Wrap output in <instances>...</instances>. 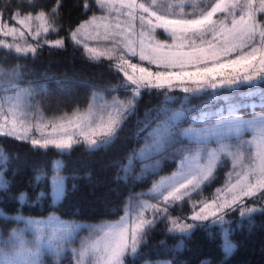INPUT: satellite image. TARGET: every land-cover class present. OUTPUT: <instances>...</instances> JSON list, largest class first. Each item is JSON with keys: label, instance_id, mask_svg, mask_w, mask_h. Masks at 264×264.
Segmentation results:
<instances>
[{"label": "snow or ice", "instance_id": "obj_1", "mask_svg": "<svg viewBox=\"0 0 264 264\" xmlns=\"http://www.w3.org/2000/svg\"><path fill=\"white\" fill-rule=\"evenodd\" d=\"M94 4L107 14L92 15L74 28L69 26L68 38L75 46H83L91 62L101 58L115 61L109 71L114 68L117 79L122 75L123 80L106 91L123 90L130 95L123 100L116 95L107 101L93 93L85 112L77 110L45 121L37 110L33 124L26 109L35 108L34 89L22 87L21 66L8 72L0 67V116L12 117L0 122V136L30 141L37 151L55 149L65 154L83 144L91 152L116 140L145 95L149 103L153 95L157 99L162 96L157 107L145 111L143 121L137 120L144 127L136 137L146 132L145 144L128 157L124 175L117 180L127 182L136 160L149 161L156 156L170 159L175 170L160 176L148 191L130 196L120 221L94 229L95 234L82 240L79 248L69 246L82 225L54 216L47 220L9 216L0 210V220L25 225L23 229L9 228L6 238L0 230V264H41L44 255L54 256L55 264H60L69 252L75 264H126L127 257H140L149 234L165 221L167 233L190 235L210 220V226L222 228L223 252L230 256L236 245L228 239L230 229L223 227L232 223L226 217L239 213L238 226H242L244 220L251 224L255 214L264 215V0H94ZM81 6L87 15L93 11V0H78L77 7ZM63 7V0H54L50 11L38 0H15L8 9L9 21L19 28L10 27L0 11V34L13 38L12 43L0 40L3 59H27L29 55L34 59L45 45L64 48L66 38L59 37L64 27L60 23ZM113 12L117 13L114 23L110 19ZM120 16L126 19L120 20ZM160 29L166 34L163 40L159 39ZM25 31L35 43L25 39ZM50 34L59 38L51 40ZM88 40L111 43L89 46ZM137 57L139 62H133ZM177 92L183 96L175 95ZM204 96L207 99L202 104L190 106L192 99ZM177 100L180 107L171 108ZM257 107L262 111L257 113ZM241 111L250 112V118L241 116ZM152 113L162 119L150 128ZM185 123L188 126L182 127ZM49 127L51 132L46 133ZM33 128L39 135H33ZM249 131L252 139L241 141ZM213 143L215 147H210ZM177 144L180 147L169 158L166 153ZM245 144L251 146L250 155ZM7 159L0 150V165ZM225 160H230L232 167L224 185L212 198L194 201L193 196L210 185ZM62 167V161H53L56 175L51 183L57 201L64 193L65 178L58 175ZM161 168L160 160L145 164L136 180L158 175ZM42 177L40 173L36 180ZM7 187L0 171V190ZM17 199L22 207L27 194L22 192ZM189 201L190 216L172 215L175 207L183 208ZM26 234L33 238L26 239Z\"/></svg>", "mask_w": 264, "mask_h": 264}, {"label": "trees", "instance_id": "obj_2", "mask_svg": "<svg viewBox=\"0 0 264 264\" xmlns=\"http://www.w3.org/2000/svg\"><path fill=\"white\" fill-rule=\"evenodd\" d=\"M12 3L10 0H0V11H3L6 19ZM38 3L48 11L54 6V0H38ZM63 3L60 23L64 27L59 37L66 38L64 48L45 45L34 59L29 55L27 59L10 57L4 60L0 53V67L5 72L16 65L21 66L22 82L34 89V102L48 117L85 108L94 89L117 85L123 78L120 75L117 79L114 68L109 71L112 62L104 58L91 62L71 42L68 38L69 26L74 28L87 19L91 11L84 15L82 6L77 7L78 0H63ZM51 37L59 38L56 34H51ZM160 99L163 97L157 99L153 95L149 103V97L145 95L136 111L126 120L116 140L91 152L83 144L65 154L55 149L37 151L30 142L0 136V147L8 158L4 170L8 187L0 190V210L9 216L21 214L32 217L55 212L63 218L92 223L118 219L124 212L127 199L134 193L148 189L152 183L151 175L141 180L128 178L127 182L117 180V176H123L122 168L128 157L141 146L146 136V132H143L137 139L136 132L144 127L143 124L138 125L137 120L143 121L145 111L157 107ZM205 100L203 97L194 98L190 106H199ZM152 116L150 128L157 120L155 113ZM58 157L63 162L61 172L65 176V188L61 200L53 204L49 176L52 174V162ZM174 166L175 163L168 161L160 173H168ZM40 173H43V177L37 181L36 176ZM22 192L27 194V201L21 207L17 198ZM2 222L4 220H0V225ZM6 223L7 227H2L5 235L15 225V222ZM229 235L236 249L230 256H225L222 233L217 226H198L190 235H180L167 233L166 225L160 223L149 234L147 246L142 248L140 257H127L126 264L161 259H169L172 264H199L203 260L212 264H264V215L255 214L251 224L247 220L242 226L235 224Z\"/></svg>", "mask_w": 264, "mask_h": 264}, {"label": "rangeland", "instance_id": "obj_3", "mask_svg": "<svg viewBox=\"0 0 264 264\" xmlns=\"http://www.w3.org/2000/svg\"><path fill=\"white\" fill-rule=\"evenodd\" d=\"M161 3H166V0H161ZM106 14L107 13H105L104 11H102L98 6H96L94 4V0H93V11L90 12V15L88 16V18L91 17L92 15L102 16V15H106ZM260 15L261 14L258 13V16H260ZM116 17H117V13H115V12L111 13L110 19H112L113 23L115 22V18ZM119 19L120 20H124V19H126V17L120 16ZM4 21L6 23H9V26L10 27H17V28L20 27L19 25L15 24L14 21H9V17H7V19L4 18ZM136 23L138 24V21ZM21 30L23 31V29H21ZM158 31L161 33L159 39L163 40L165 38L166 34L163 33V30L162 29H160ZM48 38L51 39V40L57 39V38H52L51 37V34L49 35ZM25 39L28 42L35 43L34 41H32V37L30 35H28L26 31H25ZM0 40H4L6 43H12L13 42V38L11 36L5 37V36H3V34H0ZM17 42L23 43L22 41H19V38H17ZM86 42L89 44V46H103L105 44H110L111 43L110 41H107L106 42V41H93V40H88ZM168 42L171 43V40L169 39ZM77 47H79L84 52V49H83V46L82 45L81 46H77ZM104 59H106V58H104ZM110 62H112V64L115 63V61H110ZM133 62H139L138 57L135 58L133 60ZM144 63L146 64V62H144ZM152 67L154 68L155 66H152ZM6 72H8V71L6 70ZM122 80H123V78H122ZM115 86L116 85H113V86H110V87H107V88H103L101 90L94 89L92 91V94H91L90 101H89L88 105L85 108L76 109L75 111L79 110L80 112H85L88 109L89 104L92 102L93 93L99 94L100 96L104 97V99L107 100V101H111L112 98H113V96H116V95H119V98L122 99V100L123 99H126L127 96L130 95V94H126L123 90L119 91L118 93L116 91H106V89H111V88H114ZM22 87H29V85L27 83L22 82ZM241 90L244 91V90H246V88H242ZM225 94H227V93L225 92ZM175 95H177V96H183V93L177 92V93H175ZM203 98L207 99V96H204ZM32 104L35 105V108H28V109H26V112H27V118L29 120H31V122L33 124L36 123V111L37 110H39V113L42 114V116H43V118H44L45 121L54 120L56 118H59V117H62V116L65 115V114H60V115H57V116L48 117V116H45L41 112V110L38 107V105L36 104V102H34V99L32 100ZM173 106H175V107H173ZM170 107L173 108V109L179 108L180 107L179 100H177L172 105H170ZM257 108L258 109H255V111L257 113H259V112L262 111L261 108H259V107H257ZM5 112H7V109H5ZM72 113H68L67 115L70 116ZM239 114L241 116H243L245 119L250 118V112L241 111ZM5 119H8L9 121H11L12 117L11 116H0V122H3V120H5ZM157 119H162V117L157 118ZM156 122H157V120L152 125V127H155ZM25 126H28V125L26 124ZM187 126L188 125L186 123L182 125V127H187ZM32 131H33V135H39L38 133L35 132V129L34 128L32 129ZM45 132L46 133L51 132V127L45 129ZM252 136H253V133L249 131V132H246L245 134H243L240 139H241V141L246 142V141L251 140L252 139ZM28 142H30V141H28ZM30 144H31V142H30ZM144 144H145V138H144L141 146L137 150H135V151H139L144 146ZM209 146L210 147H215V144L213 143V144H210ZM179 147H180L179 144L173 145V148L170 149L166 153V155L169 158H171L173 151L176 148H179ZM245 147L249 149V153L248 154L250 155V153H251V146L245 144ZM0 150H3V148L0 147ZM3 152H4V150H3ZM4 154H5V152H4ZM5 156H6V154H5ZM176 159L178 160L179 157H176ZM55 160L62 161L60 157L54 159L53 161H55ZM158 160L162 161V168H163V165L166 164V162L171 161L170 159L165 160L161 156H156L154 159L149 160V161L136 160L134 162V165H133L132 173H131V175L128 178H130L132 181L133 180H136V177L141 174V172H142L145 164H155L156 161H158ZM127 163H128V160L125 163V165H127ZM175 167H176V165L168 173H160L159 172L158 175H155V176L151 175V176H153L152 183L154 181L158 180L160 178V176L170 175L175 170ZM231 167H232L231 161L230 160H225V162L223 164H221V166L217 169V171L215 173V176H214V180L210 183L209 186H207V187H205L203 189L202 193L194 195L193 196V200L194 201H199V200L204 199V198H209V199L212 198L213 195L216 192V189L217 188H220V187H222L224 185V182H225V179H226V176H227V172L231 170ZM51 168L53 169V162H52ZM4 169H5V165H0V171L3 172V179L5 181V178H4ZM122 174L124 175V173H122ZM53 175H56V173H54L53 170H52V174L49 176V180H50V195H51L52 203L53 204H57L61 200V198L63 197V195H62V197L58 201L55 200V197L53 195L52 183H51V180H52V176ZM58 175L65 178L64 174L61 172V169H60ZM147 176H149V175H147ZM152 183H151V185H150V187L148 189H146V190H144L142 192L148 191L151 188ZM64 188H65V181H64ZM137 193H140V192H137ZM134 194H136V193H134ZM133 195H131V196H133ZM128 199H127V201H128ZM249 203L251 204V202H249ZM257 206H260V205H257ZM191 212H192V206H191V202L189 201V202H185L184 203L183 208H181L179 206L175 207L172 210V215L173 216L182 217V218H186V217H188V216L191 215ZM16 215H21V214H16ZM123 215H124V212L116 220L109 221V222H99V223H92V222H87V221H81V220L63 218V217H60L55 212H50L46 216H40V217H32V216H24V215H22V216L24 218H26V219H38V220H47L49 217H53L54 216V217H58L59 220L60 221H63V222H67V223H71V224H79V225H82L83 227L76 234L75 242L69 246L70 248H79L80 247V242L82 240H85V239H87L90 236H93L95 234L94 231H93L94 229H97V228H99V227H101V226H103L105 224L116 223V222L120 221V218ZM146 215H148L149 218H150V214H146ZM226 219L229 220V221H232V223L231 224H225L223 227L225 229H230L231 230L232 226H234L235 224L238 225V222L240 220L239 213H235V214L229 215L228 217H226ZM187 222L191 223L190 220H188ZM163 224L166 225V221ZM7 225L8 224L5 221L2 222V224L0 225V230L4 231L2 227H7ZM210 225H211V221L210 220L209 221H205L204 224H203V226H205V227H212ZM24 227H25V225L23 223H15V225L13 226V228H17V229H23ZM217 227L220 229V231L222 233V228L219 227V226H217ZM229 233H230V231H229ZM175 234H180V233H175ZM180 235H182V234H180ZM6 237H7V235H5V238ZM25 238L28 239V240H31L33 237L31 236V234H26L25 235ZM228 239L230 240L231 243H233L232 240L230 239V235H228ZM223 242L224 241H223V235H222V245H223ZM129 257H131V256H129ZM131 258H133V257H131ZM55 261H56V258L54 256H50V255H44L41 258V264H55ZM207 261L208 260H203L199 264H202V262H207ZM164 262H168V264H172V262L169 259H161V260H155V261H144L142 264H164ZM60 264H75V261H74V259H73V257H72V255H71L70 252L60 262ZM210 264H212V263H210Z\"/></svg>", "mask_w": 264, "mask_h": 264}]
</instances>
